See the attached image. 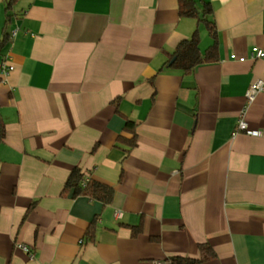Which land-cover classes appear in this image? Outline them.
I'll list each match as a JSON object with an SVG mask.
<instances>
[{"label": "crops", "instance_id": "0c3cea01", "mask_svg": "<svg viewBox=\"0 0 264 264\" xmlns=\"http://www.w3.org/2000/svg\"><path fill=\"white\" fill-rule=\"evenodd\" d=\"M203 1L216 58L182 74L178 0H0V264H170L204 241L202 264H264V90L244 96L264 58L229 57L264 48V0ZM240 117L259 133L231 135ZM73 167L112 201L63 193Z\"/></svg>", "mask_w": 264, "mask_h": 264}, {"label": "trees", "instance_id": "16d2710c", "mask_svg": "<svg viewBox=\"0 0 264 264\" xmlns=\"http://www.w3.org/2000/svg\"><path fill=\"white\" fill-rule=\"evenodd\" d=\"M14 0H10L13 2ZM178 13L183 17H190L196 20V27L189 37L182 38L170 53L165 64L176 68L182 74L191 73L194 68L202 63L212 61L216 58L217 50V32L213 20V9L209 2L201 0H178ZM204 26L211 38L210 44L205 48H200L199 26ZM9 36L6 30H3L0 38V47L8 41ZM137 123L132 120H126L124 129L131 133L129 138L118 136V141L126 143L128 149L126 153L136 145ZM5 124L0 117V142L5 137ZM63 193H70L71 197L87 196L90 199L98 200L103 204H108L114 196V188L112 185L98 181L90 176L89 173L83 171L79 167H73L62 189ZM92 223L87 230L88 238L93 240L94 232ZM142 230L141 224L131 227L132 236H136ZM198 256L173 255L167 258L170 264H202L216 256V251L208 242L198 243Z\"/></svg>", "mask_w": 264, "mask_h": 264}, {"label": "built area", "instance_id": "2783aa9c", "mask_svg": "<svg viewBox=\"0 0 264 264\" xmlns=\"http://www.w3.org/2000/svg\"><path fill=\"white\" fill-rule=\"evenodd\" d=\"M13 34V32H12ZM230 58L232 59H237L239 61H244L246 59H258V58H264V48H261L259 46H252L249 49V53L247 56H237L235 53H232L229 55ZM11 65H7L5 63L2 64V73L6 74L8 73V71L11 69ZM264 90V77L262 78H258L255 81H253L248 88L245 91V99L246 102H250L254 99V97L256 96V94L260 91ZM240 131H245L246 133L252 134V135H257L259 132L256 130H249L246 128V122L245 120L240 117L237 120V123L234 127V129L231 132V135H236L238 132ZM120 213H118L119 215ZM20 247L26 251L28 253V256L31 258L33 256V254L30 252V249L28 246L26 245H20Z\"/></svg>", "mask_w": 264, "mask_h": 264}]
</instances>
